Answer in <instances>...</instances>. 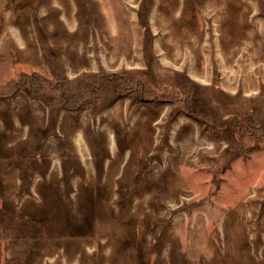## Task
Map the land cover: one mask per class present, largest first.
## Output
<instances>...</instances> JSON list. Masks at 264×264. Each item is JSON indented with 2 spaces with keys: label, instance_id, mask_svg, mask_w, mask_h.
I'll use <instances>...</instances> for the list:
<instances>
[{
  "label": "rangeland",
  "instance_id": "rangeland-1",
  "mask_svg": "<svg viewBox=\"0 0 264 264\" xmlns=\"http://www.w3.org/2000/svg\"><path fill=\"white\" fill-rule=\"evenodd\" d=\"M150 57L193 112L0 99V264H264V143L222 157L264 114V0H0V89L53 67L154 84Z\"/></svg>",
  "mask_w": 264,
  "mask_h": 264
},
{
  "label": "trees",
  "instance_id": "trees-1",
  "mask_svg": "<svg viewBox=\"0 0 264 264\" xmlns=\"http://www.w3.org/2000/svg\"><path fill=\"white\" fill-rule=\"evenodd\" d=\"M150 59L149 71L154 84L138 70H99L68 79L61 68L53 67L52 79L35 73L21 74L18 79L0 89V99H11L21 90H27L34 100L48 97L51 108L65 112L88 109L100 114L120 101H128L131 107L140 104L152 107L170 105L176 116L194 110L190 86L179 82L168 72H159L155 59ZM193 116L204 121L200 114ZM244 123L237 134V143L222 154L223 159L230 161L238 158L246 144H252L251 153L259 150L264 143V114L258 108L251 109Z\"/></svg>",
  "mask_w": 264,
  "mask_h": 264
},
{
  "label": "crops",
  "instance_id": "crops-1",
  "mask_svg": "<svg viewBox=\"0 0 264 264\" xmlns=\"http://www.w3.org/2000/svg\"><path fill=\"white\" fill-rule=\"evenodd\" d=\"M62 21V20H60ZM74 21V20H73ZM65 26H69L70 23H64ZM52 23L48 24V26H51ZM67 28V27H66ZM76 29V27L73 25L69 28H67V30L69 31V34H72V36L76 35V32H74V30ZM49 34H48V37H47V40L49 39V41H53L55 42L56 39L53 35L54 31L51 27H49ZM128 36V34H127ZM120 41H117V40H114V44H115V48H114V51H113V56L115 58H129V53H126V50L128 52H131V42L128 41V43L126 44V41H121V45L119 44ZM65 48H68V50H72V48L70 47H63V48H60L61 50L65 49ZM76 52V54H78L79 56L82 54V51H80V48L79 47H75L74 50ZM80 61H82L83 63L84 62H87L88 59H91L90 61L93 62V65L96 64L95 61H93L92 59V55H82V57H77ZM97 65V64H96ZM106 65L103 64L102 67H105ZM86 68V64L84 63V66H83V69ZM83 69H81L79 72H82Z\"/></svg>",
  "mask_w": 264,
  "mask_h": 264
}]
</instances>
